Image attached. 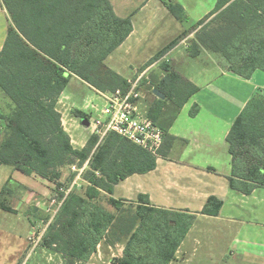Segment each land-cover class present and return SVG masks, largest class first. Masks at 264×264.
Masks as SVG:
<instances>
[{
	"label": "trees",
	"instance_id": "obj_1",
	"mask_svg": "<svg viewBox=\"0 0 264 264\" xmlns=\"http://www.w3.org/2000/svg\"><path fill=\"white\" fill-rule=\"evenodd\" d=\"M180 21L188 18L175 0H161ZM13 21L0 49V93L10 99V112L0 108V166L11 164L23 174H37L60 187L64 171L77 164L84 191L73 189L43 237V246L64 254L68 264L87 262L99 246L124 243L114 264H170L197 218L189 211L153 205L139 193L134 201L115 198L118 184L134 174L157 168L168 156L177 137L170 128L184 105L200 88L163 58L189 33L184 31L160 49L142 68L160 61V74L141 78L153 96L148 116L164 132V142L154 155L120 136L91 134L86 145L74 147L58 109L61 95L73 78L100 91H127L131 83L106 64L107 57L133 31L131 16L116 14L110 0H3ZM187 50L196 58L203 51L222 56L228 70L250 79L264 71V0H216L215 7L193 27ZM191 30V31H192ZM158 89L166 98L160 99ZM193 107L191 115L197 114ZM83 122L92 114L76 108ZM232 156L230 187L244 194L264 187V95L255 94L235 119L227 137ZM76 173L66 180L71 183ZM7 180L0 192V208L17 212L7 203L15 193ZM108 196L116 213L98 204ZM224 201L211 195L202 214L217 216ZM33 212V207L31 208ZM38 214V213H37Z\"/></svg>",
	"mask_w": 264,
	"mask_h": 264
},
{
	"label": "crops",
	"instance_id": "obj_2",
	"mask_svg": "<svg viewBox=\"0 0 264 264\" xmlns=\"http://www.w3.org/2000/svg\"><path fill=\"white\" fill-rule=\"evenodd\" d=\"M110 1L118 16H131L133 31L107 57L105 61L107 65L109 59L116 58H112V54L123 49L125 46L128 47L127 50L131 51L132 47L134 50L135 43L140 47L142 40L151 41V39L157 38V35L160 34L169 37L164 45L154 48L153 52H148V58L141 64L144 65L171 40L186 29H189L185 28L182 21L180 22V20L171 14L161 0H143L140 5L132 10H129L130 5L127 2H118L116 4L115 0ZM182 5L186 9V6ZM119 9L126 14H121ZM210 11H206L204 16ZM11 23H13L11 16L3 0H0V49L4 46L8 27ZM193 36L189 35V38ZM153 47L143 46L144 49H152ZM185 47H187V44L184 39L164 57L166 61H169V59L175 60L177 63L176 69L180 73H182L179 70L182 69V64L187 63L189 58H193ZM181 50H186L187 55ZM139 53L141 55L144 52ZM203 57L210 60V66L194 70L189 74L185 72V76L188 75L186 77L199 86L200 90L184 105L170 128V133L176 136L177 140L168 156L159 157L157 168L149 173L129 176L116 186L114 195H117L118 192L120 199L129 201L136 199L139 193H145L150 196L153 205L157 207L169 210L189 211L197 215L195 224L178 249L175 260L170 264H208L206 256L203 257V255H200L201 253L199 254V248L203 245V242L198 238V234L201 232L202 226H199L197 223L201 220L205 222L210 220L217 221L224 230L232 235L233 241L230 242L228 247V253L230 254L226 257V253L223 252L224 264H264V187L256 188L251 194H244L230 187L229 177L233 175V164L226 141V137L235 119L241 113L246 103L255 94L259 92L264 93V71L258 69L250 79H247L228 70L227 62L223 57L220 58L219 55L217 57V54L203 51L197 58L202 59ZM157 62L150 65L144 71L137 73L138 75L135 77H126L124 74L125 68L132 67V65L122 66L120 69L114 70L129 81L140 77L148 78L150 70L157 66ZM108 66L110 67V65ZM212 67L217 68L223 77H232L238 82H245V84L252 87L251 95L242 100L237 110L235 108L231 114L207 112L201 100L202 87L209 83L210 80H208L206 75ZM201 81H204L205 84L201 85ZM68 95V92L65 90L61 95V102ZM146 101L145 97V103ZM193 107H197L198 110L194 116L191 115ZM81 109L85 110L84 108ZM78 122L79 124H77ZM215 123H220L222 127L217 130L213 129L214 131H210L211 134H209L207 131L214 128L213 124ZM63 124L72 138L74 147L83 148L88 139L83 140L81 127L87 130L90 129L74 115L69 120V128H67L64 118ZM75 144L78 146H75ZM33 175L39 176L37 174ZM211 195H216L224 201L221 211L217 216L201 213L207 199ZM15 200L19 201L20 199L16 198ZM22 201L20 200L18 203L21 204L24 202ZM101 246L102 244L99 246L98 251L85 264H95L100 258L103 259H101L102 262H105L102 257ZM107 247L104 249L106 253L112 249L110 245ZM226 260H230V263H227Z\"/></svg>",
	"mask_w": 264,
	"mask_h": 264
},
{
	"label": "rangeland",
	"instance_id": "obj_3",
	"mask_svg": "<svg viewBox=\"0 0 264 264\" xmlns=\"http://www.w3.org/2000/svg\"><path fill=\"white\" fill-rule=\"evenodd\" d=\"M142 1L143 0H115V3L127 2V4L130 5L129 10H132L140 5ZM175 1L181 2L186 6L188 18L182 23L185 28H189L186 29L189 33L182 40H186L188 47L191 39V37L189 38V35H195V31L192 30L193 27L198 24V20L204 16L206 11H210L215 7L216 0ZM119 12L123 15L126 14L125 12L120 11V9ZM168 39L169 37L160 34L157 35V38L151 39V41H141V44L145 47L154 46L152 49H144L142 45L138 47L135 43L134 50L131 46L132 50L130 51L127 50L128 47L125 46L123 49L112 54L111 57H116L117 59H109L107 63L115 70L120 69L122 66L126 67L127 65H132V67L125 68L126 71L124 74L126 77H135L138 75L137 73L142 71L144 65L149 61L148 60L144 65H141L148 58V52H153L154 48L164 45ZM187 47H185V49H187ZM181 51L187 55L186 53L188 50ZM139 52L144 53L140 55ZM219 57L221 58L222 56L219 55ZM163 59L166 60L165 58ZM169 62L177 68L175 60L169 59ZM159 65L160 61L157 62V66L150 70V75L152 73L157 75L162 72ZM208 65L210 66V60L208 58H189V61L183 63L182 69L179 70H181V74L185 76V72H188L187 74H189L194 70ZM186 76L188 77V75ZM206 77L210 81L207 85L202 87L200 97L207 112L231 114L235 108L237 110L242 100L251 95V86H248L245 82L240 83L232 77H223L221 72L215 67L209 69ZM202 84H205L204 81H201V85ZM141 90L146 94V103L149 107L153 101V96L150 94L148 88L143 87ZM66 92H68L69 95L64 97L62 102L61 99L59 100L58 109L63 115L67 128H69V120L73 117L74 109L84 108L88 113H98L96 108H93L92 105H98L100 110L105 104L104 99L100 96V92L80 79L73 78ZM0 94V108L8 113L11 109V101L4 94ZM262 94L264 95V93ZM77 124H79V122ZM213 125L215 127L207 131L209 134H211L210 131H214L213 129L217 130L222 127L220 123H215ZM81 129L83 131V140H87L91 135V131L84 127H81ZM75 146L78 145L75 144ZM72 173H76V175L71 183L67 184L68 182H66V179ZM76 176L77 171L73 170L71 166L67 167L64 171L63 179L66 184L58 187L56 183L43 177L25 175L16 170L11 164L0 166V192L6 181L12 177L13 184H11V186L15 188V193L11 196H7V203L17 210V212L12 213L0 208V264H68V260L65 258L64 254L56 250L54 247L47 248L43 246V239L39 243H36L33 239V235L35 233L36 235H39V231H41L44 226H48V231L56 217V215L55 217L53 216L54 213L52 210H48L52 206V199H56L57 204L60 203L61 198L66 196L64 190H61V188L68 189L74 182ZM86 185L87 183L85 180L81 179L78 180V184L74 189L84 191ZM114 196L119 198L120 195L117 192V195ZM16 198H19L24 202L22 201L23 203L20 204L18 203L20 200H15ZM97 200L98 204L107 208L109 211L116 213V209L110 205L106 194H103ZM134 200L135 199L129 201ZM34 206L39 207L37 211L38 214L31 213L30 210ZM52 207L53 209L57 208L55 205ZM59 208H61V205H59L57 209ZM197 224L202 226L201 232L198 234V238L203 242V245L199 248V254L201 253L200 255H203V257L206 256L208 264H224L223 252L226 253V257L230 254L228 253V247L230 242L233 241L232 235L214 220L208 222L201 220ZM40 225L41 227L39 228L38 226ZM107 246L108 245H106L105 242H103L101 246L102 257L105 262H102V258H100L95 264H114V259L123 255V249L125 247L124 243H118L112 246V249H110L108 253L104 252V249ZM226 262L230 263V260H226ZM81 264H85V262H82Z\"/></svg>",
	"mask_w": 264,
	"mask_h": 264
},
{
	"label": "built area",
	"instance_id": "obj_4",
	"mask_svg": "<svg viewBox=\"0 0 264 264\" xmlns=\"http://www.w3.org/2000/svg\"><path fill=\"white\" fill-rule=\"evenodd\" d=\"M129 82L131 83V87L127 91H123L122 89L115 91L98 90L105 104L100 110L98 105H92L98 113L90 112L92 117L89 120L90 125L88 128L91 130V134L100 136L99 143L109 133L115 132L150 153L158 155L164 142L163 129L148 116V108L145 103L146 95L139 89L141 77ZM88 162L86 161L83 166H78L77 164L71 166L73 170L77 171V176L68 189L61 188V190H64L66 196L62 197L61 202L58 204L56 199H52V206L55 205L57 208L59 205L62 206L67 196L78 184V180L83 179V173L85 168L88 167ZM52 206L48 210H52L55 217L60 208L53 209ZM38 227L40 228L41 225ZM47 227L44 226L39 231V235H36V233L33 235L36 243H39L43 239L47 232Z\"/></svg>",
	"mask_w": 264,
	"mask_h": 264
},
{
	"label": "water",
	"instance_id": "obj_5",
	"mask_svg": "<svg viewBox=\"0 0 264 264\" xmlns=\"http://www.w3.org/2000/svg\"><path fill=\"white\" fill-rule=\"evenodd\" d=\"M153 93L157 96V97H159L160 99H165L166 98V96L161 92V91H159L158 89H154L153 90ZM83 124L84 125H86L87 127L90 125V122L89 121H86V120H84L83 121ZM37 211H38V207L37 206H34L33 207V212L34 213H37Z\"/></svg>",
	"mask_w": 264,
	"mask_h": 264
}]
</instances>
